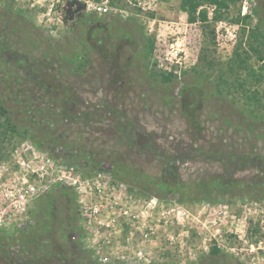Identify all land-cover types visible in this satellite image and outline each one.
<instances>
[{"label": "rangeland", "instance_id": "1", "mask_svg": "<svg viewBox=\"0 0 264 264\" xmlns=\"http://www.w3.org/2000/svg\"><path fill=\"white\" fill-rule=\"evenodd\" d=\"M52 1L0 0V103L18 133L0 163H11L15 149L27 142L88 175L111 173L121 156L147 177L118 179L134 193L129 215L106 226L110 217L104 213L90 234L76 196L70 193L74 201L68 204L59 186L41 198L51 197L52 209L64 211L69 227L62 222L56 231L53 215L39 223V198L26 215L0 213V264H102L99 257L128 264L116 257L117 244H128L130 256L141 252L130 264H264V107L254 108L245 97L256 88L264 104V75L253 83L244 68L227 71L241 29L258 26L264 33V0H235L216 20L203 4L198 10H206V20L195 21L187 19L182 0H142L140 7L108 0L123 12L105 16L89 8L93 13L73 20L68 2L88 7L104 0H56L43 15ZM97 14L108 26L120 25L121 34L91 27ZM186 20L195 23L196 49L179 75L163 81L145 42L172 30L187 36ZM111 52L121 56L114 66L107 59ZM248 63L260 69L259 61ZM221 74L233 86L220 82ZM239 77L246 82L242 89ZM172 174L203 190L162 194L148 180ZM214 246L217 255L210 254Z\"/></svg>", "mask_w": 264, "mask_h": 264}, {"label": "built area", "instance_id": "2", "mask_svg": "<svg viewBox=\"0 0 264 264\" xmlns=\"http://www.w3.org/2000/svg\"><path fill=\"white\" fill-rule=\"evenodd\" d=\"M141 1L128 0L135 7H140ZM55 2L52 1L46 6L43 15L50 13ZM88 7L99 14L111 11L116 14L123 12L117 5H109L108 0L90 1ZM210 9L213 11V7ZM186 26L190 29L187 36L177 35L179 32L172 30L173 34L154 41L152 51L154 70L173 75L180 74V69L185 67L186 60L196 49V45L192 44V34H198L195 23L186 20ZM170 31L168 32L172 33ZM10 159L11 163L8 161L0 163V184L3 185V187L0 185L1 215L7 213L8 216H15L17 212L28 214L27 211L32 208L34 201L57 186L69 188L75 194L82 224L84 227L88 226L87 229L85 228L86 234L92 233L97 220L102 218L104 213L110 217L106 226L114 225L119 216L129 215L128 204L133 202L134 195L131 186L115 179L110 172L95 170L93 174L88 175L79 165L68 162L64 157H55L51 152L27 142L17 147ZM4 173L10 177H5ZM119 205L121 215L116 212ZM115 249H121V253L116 257L125 260L128 264L131 263L127 261L130 258L137 257V262L141 258V252L130 256L128 244H117ZM110 259V257H99L102 264L114 263Z\"/></svg>", "mask_w": 264, "mask_h": 264}, {"label": "trees", "instance_id": "3", "mask_svg": "<svg viewBox=\"0 0 264 264\" xmlns=\"http://www.w3.org/2000/svg\"><path fill=\"white\" fill-rule=\"evenodd\" d=\"M234 1L235 0H182L181 8L187 12V19L189 21H195L197 18L206 20V17H207L206 10L201 11V10H198V8L202 6L203 4H208L209 6L213 7V20H216V19H220L221 17H223V14H224L223 10L228 7L229 3H232ZM110 3L113 4L114 2L110 1ZM248 17H249L248 15L244 16V21ZM204 27L205 29H208L209 31L208 32L209 38L206 41L207 43H204V47L209 48L213 44L212 29H211L210 24L208 23ZM245 31L246 30L243 27L241 29V37L239 38L237 44L235 45L233 49V54L230 60L228 61L227 71L230 74L233 71H239L241 68H244L247 70L249 79L251 80V78H253L252 82L258 83L262 81V77L264 75V33L260 31L258 26H255L253 28H248L247 32ZM153 46H154V39L147 38V41L145 42V47L149 55L152 54ZM82 59L83 61H85V58H82ZM249 59L259 61L260 69L258 70L252 69V67L248 63ZM212 63L213 62L210 60H208L207 62L208 66L212 65ZM155 71L162 78L163 81H170L174 77L172 73H164V72L157 71V70ZM228 77L229 75L223 76V74H221L219 76V81L227 85V87L233 86L234 82L233 81L231 82ZM237 79H239V81H237L236 84L240 86L239 89H242V87L246 83L245 79L240 78V77ZM245 97L249 99L251 102L255 103L254 108H259V106L264 107V104H261L260 102V96L256 88L253 89L252 92H250L249 94H245ZM17 134L18 133L16 132L14 124L7 117L6 110L3 104L0 103V159L7 156L8 153L6 151V148L8 146H10V150L14 148L15 143L18 142ZM49 139H52V138H49ZM120 159H121V156H119V160H116V159L113 160V164L116 166L111 168V171H112L111 174L113 175L115 179L117 180L123 179L124 181H130L129 177L132 176V178L135 181L140 182L142 181V179L144 180V177H147L145 175V172H143L140 168L131 167L129 165L130 162L124 161L125 162L124 163ZM86 162L89 163L88 161ZM148 180H153V182H156L154 187L158 190V192L160 193L166 192V194H168V193L176 191L180 193L181 197H184V195L188 192L189 189H195V190L197 189L198 191L197 193H201V191L203 190V185L196 183L194 186H191L190 185L191 181L182 180L181 178L178 177L177 174H174V175L172 174L167 179L157 180L156 178L150 177L148 178ZM210 182H215V180L210 181ZM59 188L61 189L59 191L60 198L64 197V200L67 199L66 201H68V204L72 205V200H73L72 197L75 194H72V197H71L70 193H73V191L65 187L59 186ZM205 196L206 195L203 194L202 198ZM51 200H52L51 197L47 199H43V198L39 199V202L43 201L44 203V206H42V210H39L40 215H41L39 217V223H45V222L48 223V221L50 220L49 216L53 215V217L55 216V218L53 222L51 223V226L53 227V224L57 222L56 225L58 224V228L56 229L54 227L56 231L58 229L62 230L63 228L69 227L70 226L68 225L69 220L65 219V215L63 216L64 211H62L61 213V210L59 208H57L56 211L53 210ZM50 203H51V206H50ZM62 222L66 223V226H64L63 228H62ZM66 237H67V234H66ZM210 254L211 255L219 254V249L215 246L212 247L210 250ZM85 264H90V262L85 263ZM212 264H215V263H212Z\"/></svg>", "mask_w": 264, "mask_h": 264}, {"label": "flooded vegetation", "instance_id": "4", "mask_svg": "<svg viewBox=\"0 0 264 264\" xmlns=\"http://www.w3.org/2000/svg\"><path fill=\"white\" fill-rule=\"evenodd\" d=\"M67 4L69 6V8L67 10V13L69 14V16H68L69 20H73L74 17H81L82 15H84L86 13V11L91 12V10L89 9V7H86V5L84 4V2L82 3V2L70 1ZM91 13H93V12H91ZM103 14L106 16L109 13H106L105 12V13H101L100 15H103ZM100 15L97 14V16H96L97 18L95 20H92L93 18L91 19L92 20L91 21V23H92V26L91 27H95L96 29H99V30H102V31L106 27L107 30H112L116 34H121L119 32L120 29H121L120 28L121 27L120 25H117V26H108L105 21L103 23L102 20L98 19V17H101ZM111 15L113 16L114 14H110V16ZM118 19H120V18H118ZM120 20H122V19H120ZM112 27H114V29H111ZM122 34H124V33H122ZM115 53H117V52H115ZM115 53L114 52H111L108 55V57H107V59L111 62V64H113V66H114L115 62H117L118 59L121 58L120 55L115 54Z\"/></svg>", "mask_w": 264, "mask_h": 264}]
</instances>
